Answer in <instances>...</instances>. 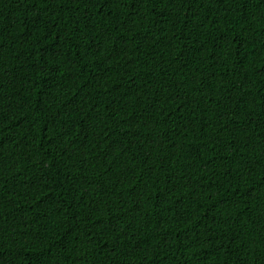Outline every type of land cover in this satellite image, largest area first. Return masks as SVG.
<instances>
[{"label": "trees", "instance_id": "obj_1", "mask_svg": "<svg viewBox=\"0 0 264 264\" xmlns=\"http://www.w3.org/2000/svg\"><path fill=\"white\" fill-rule=\"evenodd\" d=\"M0 264H264V0H0Z\"/></svg>", "mask_w": 264, "mask_h": 264}]
</instances>
